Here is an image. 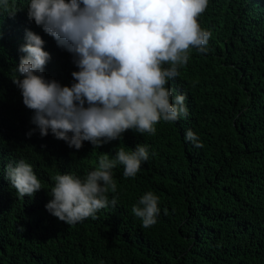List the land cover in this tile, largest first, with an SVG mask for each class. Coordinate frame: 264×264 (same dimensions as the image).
<instances>
[{
    "label": "trees",
    "instance_id": "16d2710c",
    "mask_svg": "<svg viewBox=\"0 0 264 264\" xmlns=\"http://www.w3.org/2000/svg\"><path fill=\"white\" fill-rule=\"evenodd\" d=\"M9 2L18 11H0V264H264V0H208L198 17L211 33L206 50L191 48L166 85L173 102L185 95L186 117L161 120L155 135L130 129L79 150L50 131L41 137L13 83L27 30L50 53L46 80L71 87L77 57L28 19L29 0ZM188 130L198 141L185 139ZM137 145L149 158L134 178L122 165L112 169L115 207L71 225L47 211L53 176L84 178L102 154L112 159ZM20 160L43 186L32 197H19L6 176ZM149 191L160 212L144 228L132 207Z\"/></svg>",
    "mask_w": 264,
    "mask_h": 264
},
{
    "label": "clouds",
    "instance_id": "9594fccd",
    "mask_svg": "<svg viewBox=\"0 0 264 264\" xmlns=\"http://www.w3.org/2000/svg\"><path fill=\"white\" fill-rule=\"evenodd\" d=\"M207 6L208 0H29L28 19L73 53L80 69L72 73L76 83L71 87L46 80L50 53L41 36L26 31L20 48L26 55L13 83L33 110L32 123L41 137L50 131L70 148L79 150L85 141L99 148L130 129L155 135L161 120L186 117L185 95H175L173 102V90L166 85L180 75L191 48L206 50L211 33L200 27L198 17ZM0 11L14 16L18 9L0 0ZM185 139L198 141L191 130ZM148 158L147 146L119 148L112 159L102 154L98 167L84 178L56 174L47 211L69 225L96 219L99 210L118 203L115 195L108 196L117 191L112 169L122 165L124 177L134 178ZM6 176L19 197H32L43 188L24 160L7 166ZM158 204L159 197L149 191L133 205L144 228L157 223Z\"/></svg>",
    "mask_w": 264,
    "mask_h": 264
}]
</instances>
